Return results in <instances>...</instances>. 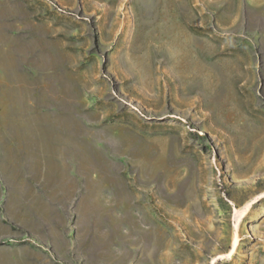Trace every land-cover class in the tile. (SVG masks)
Instances as JSON below:
<instances>
[{
	"label": "rangeland",
	"instance_id": "1",
	"mask_svg": "<svg viewBox=\"0 0 264 264\" xmlns=\"http://www.w3.org/2000/svg\"><path fill=\"white\" fill-rule=\"evenodd\" d=\"M260 194L264 0H0V264H264Z\"/></svg>",
	"mask_w": 264,
	"mask_h": 264
},
{
	"label": "bare ground",
	"instance_id": "2",
	"mask_svg": "<svg viewBox=\"0 0 264 264\" xmlns=\"http://www.w3.org/2000/svg\"><path fill=\"white\" fill-rule=\"evenodd\" d=\"M125 16H127V15H125ZM261 198H264V194H260L257 197L251 199L250 201H247L245 203V205L242 206V207H240V208H237L236 206H233V211L235 213V216L237 217V220L240 221L241 219H244L250 213V210H251L252 205L256 201H258L259 199H261ZM236 230H237V228H236ZM237 245H238V238L237 237H234L233 240H232L231 248H230V251L228 252V254L225 255V256H220L216 260L222 259V258L230 259L233 256V254L235 253V251L237 249ZM213 262H215V260Z\"/></svg>",
	"mask_w": 264,
	"mask_h": 264
}]
</instances>
